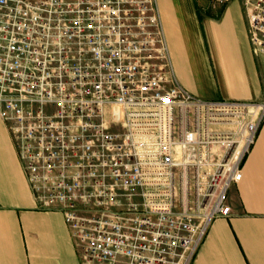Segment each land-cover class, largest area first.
<instances>
[{"label": "built area", "instance_id": "2783aa9c", "mask_svg": "<svg viewBox=\"0 0 264 264\" xmlns=\"http://www.w3.org/2000/svg\"><path fill=\"white\" fill-rule=\"evenodd\" d=\"M244 6L264 56V0ZM165 35L157 0H0V115L81 264H191L232 211L264 101L195 95Z\"/></svg>", "mask_w": 264, "mask_h": 264}, {"label": "crops", "instance_id": "0c3cea01", "mask_svg": "<svg viewBox=\"0 0 264 264\" xmlns=\"http://www.w3.org/2000/svg\"><path fill=\"white\" fill-rule=\"evenodd\" d=\"M182 85L207 99L264 101V56L254 53L244 0H157ZM0 115V264H81L59 209L39 208ZM191 264H264V120Z\"/></svg>", "mask_w": 264, "mask_h": 264}, {"label": "rangeland", "instance_id": "374dc122", "mask_svg": "<svg viewBox=\"0 0 264 264\" xmlns=\"http://www.w3.org/2000/svg\"><path fill=\"white\" fill-rule=\"evenodd\" d=\"M166 37H167V42H168V46H169V49H170V42H169L168 36H166ZM170 54H171V52H170ZM171 59H172V57H171Z\"/></svg>", "mask_w": 264, "mask_h": 264}]
</instances>
